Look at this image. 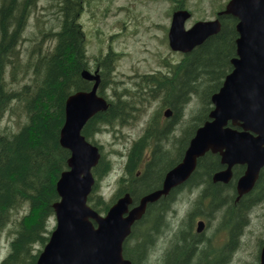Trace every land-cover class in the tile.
I'll list each match as a JSON object with an SVG mask.
<instances>
[{
	"label": "trees",
	"instance_id": "obj_1",
	"mask_svg": "<svg viewBox=\"0 0 264 264\" xmlns=\"http://www.w3.org/2000/svg\"><path fill=\"white\" fill-rule=\"evenodd\" d=\"M37 3L38 0H0V234L12 223L8 230V248L0 264H35L48 241L51 232L48 220L54 215L52 204L58 200L55 184L60 173L67 169L70 156L69 150L59 142L65 100L75 91L90 89L92 84L80 75L89 62L79 22L84 0H51L53 23L39 28L37 37L26 36ZM219 19L221 26L216 34L190 52L181 53L177 63H166L164 71L138 75L132 86L121 87L110 80L115 59L112 51L95 58L101 68L97 93L107 100L108 106L86 122L82 133L100 150L99 161L92 169L95 183L87 199L98 213L105 214L125 192L131 194L135 204L140 196L160 187L165 172L181 160L195 129L208 119L212 108L210 96L231 71L230 60L236 49V18L222 14ZM35 20L38 21V17ZM24 39L32 42L26 53L21 47ZM44 39L49 41L46 48ZM16 77L24 82L14 86L10 80ZM105 87H109V94ZM131 87L134 90H130ZM193 99L197 107L189 112L181 133L174 136L175 159L159 171L160 152L171 151L163 147L172 134L169 127L183 119L185 108ZM155 100H159L158 108L149 117L141 135L132 139L123 152L119 148L111 149L124 160L116 188L111 197L106 198L99 191V183L109 174L113 161L106 156L96 136L109 131L117 142L124 141L122 128L135 124L140 109L145 110ZM165 108L171 111V117L160 123L159 117ZM16 110L24 114L17 129L2 126L4 115ZM232 126L238 127L237 124ZM219 158L217 153L206 152L197 160L186 184L175 190H197V193L180 217L171 245L159 261H151L150 256L158 237L172 227V213L176 211L180 193L172 190L147 205L123 243L122 254L130 264L230 262L249 224L251 211L264 201V167L253 188L237 198L235 181L244 166L233 167L229 183L213 182L212 174L224 167ZM201 182L204 186H196ZM200 217L206 219L207 224L218 218L217 230L226 232V240L215 250L207 251L210 238L199 249L200 242L195 240L193 227L195 219ZM260 240L262 244L264 239ZM198 251L201 256L195 260Z\"/></svg>",
	"mask_w": 264,
	"mask_h": 264
},
{
	"label": "water",
	"instance_id": "obj_2",
	"mask_svg": "<svg viewBox=\"0 0 264 264\" xmlns=\"http://www.w3.org/2000/svg\"><path fill=\"white\" fill-rule=\"evenodd\" d=\"M222 14L237 20L236 49L230 60L231 71L210 96L208 119L195 129L181 160L165 172L160 187L140 196L135 204L131 194L125 192L105 214L87 202L100 150L82 130L108 103L97 93L99 73L81 70V77L92 84L90 89L75 91L65 100L59 142L70 152L68 167L55 184V227L35 264H130L122 250L133 224L141 219L149 203L185 183L197 160L208 151L217 153L224 166L212 174L213 182L228 183L233 167L243 165V173L235 181L237 198L253 188L264 167V0H228L218 16ZM189 17L186 9L173 10L167 32L169 48L182 54L216 34L221 26L219 18H215L197 20L185 27ZM170 113L168 108L164 110L166 117ZM203 227L202 220L196 222V232H202ZM257 264H264V243Z\"/></svg>",
	"mask_w": 264,
	"mask_h": 264
},
{
	"label": "rangeland",
	"instance_id": "obj_3",
	"mask_svg": "<svg viewBox=\"0 0 264 264\" xmlns=\"http://www.w3.org/2000/svg\"><path fill=\"white\" fill-rule=\"evenodd\" d=\"M173 0H84L83 9L79 16V22L85 36V46L88 55V61L91 66H100L96 64L95 58L104 55L107 51L115 54L114 70L110 73V80L119 86H132L137 80L138 75L152 73L157 70H165V64H175L181 58V53L173 51L168 46L167 32L171 18ZM228 0H186L187 6L192 10L191 21L185 23V27H190L194 21L213 19L215 11ZM51 0H38L35 11L33 12L26 36H39V28H45L53 23ZM38 17V21L35 18ZM48 19L50 21L48 22ZM46 31V30H45ZM31 41L24 39L21 47L26 53L31 48ZM45 48L49 41L44 39ZM101 70V68H100ZM13 85L23 83V79L16 77ZM110 86V85H108ZM130 90H134L133 87ZM109 94V87H105ZM159 100L151 102L145 110L140 109V117L135 124L127 125L122 128L124 141L117 142L109 131L102 132L96 136L98 142L102 145V150L106 156L113 161V167L99 183V191L106 197H111L116 188V180L122 173L123 156L111 152L112 148H119L122 152L130 144L131 140L137 138L143 132L149 117L158 108ZM197 107L195 99L187 105L184 111V117L171 131L172 134L164 142V148L171 151L163 154L160 152L158 169L162 171L164 167L174 160L175 152L174 136L181 133L188 118L189 112ZM166 109V108H165ZM20 110L15 113L5 114L1 125H8L11 130L17 129L18 123L24 120V114ZM162 114L159 120L164 119ZM165 120V119H164ZM160 122V123H161ZM91 142V141H90ZM149 150H147L148 152ZM146 156V155H145ZM197 190L191 192L184 191L180 193L179 200L175 205L176 211L169 216L171 220V229L164 231L158 237L156 246L151 253V261L160 260L168 247L171 245L173 233L179 223L180 217L189 206V201L194 198ZM25 211V209H24ZM218 218L211 219L205 226L203 232L205 239L199 243V249L207 244L211 239L209 249L215 250L218 245H222L226 240L225 230H217ZM54 215L49 218L48 224L51 231L55 227ZM12 228L9 223L7 228L0 234V260L5 255L10 234L8 230ZM194 233V232H193ZM264 201L259 203L250 213V221L243 232L240 244L231 255L228 264H254L258 263L259 250L264 243ZM43 248V247H42ZM201 256L198 251L195 260Z\"/></svg>",
	"mask_w": 264,
	"mask_h": 264
},
{
	"label": "flooded vegetation",
	"instance_id": "obj_4",
	"mask_svg": "<svg viewBox=\"0 0 264 264\" xmlns=\"http://www.w3.org/2000/svg\"><path fill=\"white\" fill-rule=\"evenodd\" d=\"M227 3V2H226ZM226 3L225 4H222V5H220L219 7H218V9L215 11V14H214V18L213 19H215V18H220V16H218V12H220V11H222L224 8H225V5H226ZM172 9H171V11H173V10H176V9H186V10H188L189 11V13H190V17H189V19L187 20V21H191V18H192V10L187 6V3H186V0H173L172 1ZM172 13V12H171ZM209 20V19H208ZM220 20V19H219ZM186 21V22H187ZM185 22V23H186ZM195 22V21H194ZM193 22V23H194ZM192 23V24H193ZM191 24V25H192ZM91 64L92 63H90V62H88V67L86 68L88 71H90V72H94V71H97V72H99L100 71V68L98 67V66H95V67H93V66H91ZM114 70V67H113V69L110 71L111 72V74H112V71ZM163 116L164 117H166L165 115H164V112H163ZM170 117H171V113H170V115L168 116V117H166V118H164V119H167L168 121L170 120ZM164 119H162V122L164 121ZM161 120V119H160ZM161 122V121H160ZM171 122V121H170ZM167 123H169V122H167ZM172 126H175V124H172L170 127H169V131L171 132L172 131V129H171V127ZM221 183V182H220ZM229 183V182H228ZM184 184H186V182L185 183H183L182 185H184ZM222 184H227V183H222ZM181 185V186H182ZM191 186H193V184L191 185ZM196 186H204V183H198V184H196ZM172 190H174V192L175 193H182V192H184V191H175V190H178V188L176 187V188H174V189H171V191ZM171 191H169V192H171ZM168 192V193H169ZM235 192H236V190H235ZM237 194V193H236ZM177 202V201H176ZM199 220H202L203 222H204V227H203V230H204V228H205V226L207 225V221H206V219H204V218H202V217H200V218H197V219H195V222H194V227H193V232L195 233V240H197L198 242H202L204 239H205V237H204V232L202 231V232H200V233H198V232H196V229H195V227H196V222L197 221H199ZM197 235V236H196ZM161 236V235H160Z\"/></svg>",
	"mask_w": 264,
	"mask_h": 264
}]
</instances>
